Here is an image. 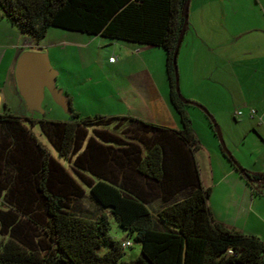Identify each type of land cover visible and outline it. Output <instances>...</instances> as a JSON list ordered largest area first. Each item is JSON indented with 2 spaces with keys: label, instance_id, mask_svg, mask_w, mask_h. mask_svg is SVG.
I'll return each instance as SVG.
<instances>
[{
  "label": "trees",
  "instance_id": "obj_1",
  "mask_svg": "<svg viewBox=\"0 0 264 264\" xmlns=\"http://www.w3.org/2000/svg\"><path fill=\"white\" fill-rule=\"evenodd\" d=\"M188 2L0 0L1 15L35 45L60 28L163 48L169 101L181 124L175 130L74 111L66 122L41 119V133L65 167L23 118L0 112V264H264L261 239L213 217L190 104L175 90L173 54ZM222 152L247 178L264 179ZM87 196L99 211L93 216L80 204ZM110 216L139 243L136 259L123 260ZM103 244L108 250L100 255Z\"/></svg>",
  "mask_w": 264,
  "mask_h": 264
},
{
  "label": "crops",
  "instance_id": "obj_2",
  "mask_svg": "<svg viewBox=\"0 0 264 264\" xmlns=\"http://www.w3.org/2000/svg\"><path fill=\"white\" fill-rule=\"evenodd\" d=\"M255 6L241 7L237 0H190L188 23L178 54V72L179 86L189 101L200 103L215 117L220 111H226L225 116H233L235 120L243 116V121L249 120L251 130L264 144V7L258 13ZM30 40L0 13V112L11 109V102L21 98L16 82L21 54L29 50L44 52L43 46L35 45L33 40V48H25V42ZM120 42L106 43L111 48L109 58H116L115 62L108 58L109 66L119 67L136 50L148 51L140 44ZM221 91L223 95L224 91L228 92L227 103L221 101ZM160 98L172 126L179 130L180 123L169 99L162 93ZM250 109L255 110L252 116ZM237 110L243 114L236 116ZM134 111H118L113 115L151 121ZM238 161L251 175L264 174V160L259 166L255 161L251 166L239 158ZM210 187L209 207L215 220L264 242V179L252 183L229 165Z\"/></svg>",
  "mask_w": 264,
  "mask_h": 264
},
{
  "label": "rangeland",
  "instance_id": "obj_3",
  "mask_svg": "<svg viewBox=\"0 0 264 264\" xmlns=\"http://www.w3.org/2000/svg\"><path fill=\"white\" fill-rule=\"evenodd\" d=\"M237 3L241 7L256 5L258 13L263 11L261 6L264 7V0H237ZM257 21L260 22L259 14ZM111 41L119 42V40L87 33L50 28L39 45L43 46L50 67L57 73L55 88L59 93V99L64 101L58 102L50 90L45 88L39 107L29 108L20 94L21 98L11 102V109L7 110L23 118L26 126L65 167H68L66 160L56 153L41 133L38 124L41 119L66 122L72 119L71 112L73 111L81 116L93 117L114 116L115 112H127L131 109L136 110L134 112L140 116L150 118L151 121L145 120L146 122L175 129L160 98V93H162L169 99L165 50L160 47L140 45L142 49L148 51L144 53L143 50H136L128 54L126 61H123L119 67H112L108 65L111 48L106 46V43ZM125 44L138 45L132 42ZM180 91L184 99L190 100L183 93L181 86ZM220 98L221 101L227 103L228 92L224 91V95L222 94ZM196 104L205 108L208 114L215 119L228 152L237 162L239 158L246 166L254 165V161L257 162V166L262 164L264 144L261 138L251 130L249 120L244 122L243 116L238 120H235L233 116L227 117L228 115L225 116L226 111H220V115L215 117L206 107L198 102ZM202 108L190 104L187 112L191 118L196 138L201 145L195 153L200 176L204 186L209 188L224 175L230 162L224 157L221 143L214 131L215 128L211 126V119ZM171 109L179 120L174 108ZM240 166L245 169L243 165ZM80 204L85 214L93 216L99 212L88 196ZM109 234L116 241L131 243L130 246L124 248L123 260H134L140 255L139 243L121 229L112 216H110ZM107 250L108 245L103 244L97 252L102 255Z\"/></svg>",
  "mask_w": 264,
  "mask_h": 264
},
{
  "label": "water",
  "instance_id": "obj_4",
  "mask_svg": "<svg viewBox=\"0 0 264 264\" xmlns=\"http://www.w3.org/2000/svg\"><path fill=\"white\" fill-rule=\"evenodd\" d=\"M188 5L189 2L186 5L184 11L183 27L177 39L176 47L173 54V65L175 69V90L178 94V97L181 100L186 101L188 104H193L195 106L202 108L200 105L191 102L187 99H184L182 97L179 86L178 54L188 23ZM56 75L57 73L54 70H52V68L50 67L45 52H37V51L29 50L21 54V56L18 59V63L16 67V82L20 94L26 100L29 108L33 109L35 107L40 106L43 96V90L45 88H48L50 90V92L58 102L64 101L59 99V93L55 88ZM202 109L206 113H208V111L205 108ZM210 119L214 125L216 135L219 138L222 149L226 153H229L225 145V142L223 140L219 126L217 125L215 119L211 115H210ZM248 180L252 183L263 182V180H251L250 178H248Z\"/></svg>",
  "mask_w": 264,
  "mask_h": 264
},
{
  "label": "built area",
  "instance_id": "obj_5",
  "mask_svg": "<svg viewBox=\"0 0 264 264\" xmlns=\"http://www.w3.org/2000/svg\"><path fill=\"white\" fill-rule=\"evenodd\" d=\"M24 46H25V48H32L33 47V44H32V42L31 41H26L25 42V44H24ZM109 61L110 62H115L116 61V58L115 57H110L109 58ZM243 113H242V111L241 110H237L236 112H235V115L236 116H241ZM249 114L252 116V115H254L255 114V110L254 109H250V111H249ZM131 245V243L130 242H126V243H123V246L124 247H126V246H130Z\"/></svg>",
  "mask_w": 264,
  "mask_h": 264
}]
</instances>
